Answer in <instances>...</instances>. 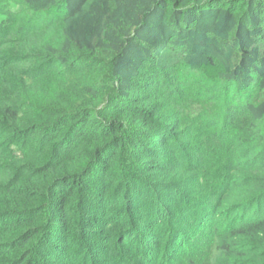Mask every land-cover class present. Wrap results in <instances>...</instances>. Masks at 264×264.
Wrapping results in <instances>:
<instances>
[{"label": "trees", "instance_id": "trees-1", "mask_svg": "<svg viewBox=\"0 0 264 264\" xmlns=\"http://www.w3.org/2000/svg\"><path fill=\"white\" fill-rule=\"evenodd\" d=\"M0 264H264V0H0Z\"/></svg>", "mask_w": 264, "mask_h": 264}]
</instances>
